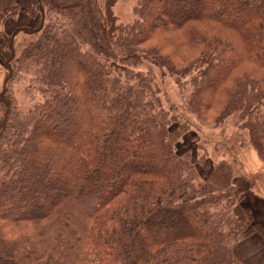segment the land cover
<instances>
[{
  "label": "trees",
  "instance_id": "trees-1",
  "mask_svg": "<svg viewBox=\"0 0 264 264\" xmlns=\"http://www.w3.org/2000/svg\"><path fill=\"white\" fill-rule=\"evenodd\" d=\"M114 2L33 0L12 34L31 37L11 74L30 103L0 90V264H243L234 243L264 225L186 143L190 117L235 113L264 162V0H137L125 25ZM18 10L0 0V24Z\"/></svg>",
  "mask_w": 264,
  "mask_h": 264
},
{
  "label": "rangeland",
  "instance_id": "rangeland-1",
  "mask_svg": "<svg viewBox=\"0 0 264 264\" xmlns=\"http://www.w3.org/2000/svg\"><path fill=\"white\" fill-rule=\"evenodd\" d=\"M17 3L18 13L6 17L0 24V58L11 38L14 52L10 68L0 63V90H4L3 80L8 77L5 87L11 89L16 103L24 108L30 103V98L24 92V83L15 78V75L11 78V74L15 70V59L20 49L31 37L22 31L14 36L12 34L15 29L34 28L40 21V13L29 15L28 10L34 7L33 0H17ZM136 3L137 0H115L112 11L117 16L118 23L125 25L134 20ZM155 71L162 106L167 108L170 103L181 102L174 80L168 73L162 76L158 69ZM208 116L205 119L190 117L196 125L197 138L186 143V146L193 152L192 161L198 174L205 178L217 163L230 164L233 168V184L237 192L244 196L242 204L248 205L252 209L254 220L264 225V162L251 145L248 133L237 114L228 115L220 124L214 122L213 113ZM232 252L238 261L242 259L243 264H264V240L257 233L235 242Z\"/></svg>",
  "mask_w": 264,
  "mask_h": 264
},
{
  "label": "water",
  "instance_id": "water-1",
  "mask_svg": "<svg viewBox=\"0 0 264 264\" xmlns=\"http://www.w3.org/2000/svg\"><path fill=\"white\" fill-rule=\"evenodd\" d=\"M7 79H8V77H5L4 80H3V89H4V87H5V84H6V82H7Z\"/></svg>",
  "mask_w": 264,
  "mask_h": 264
},
{
  "label": "crops",
  "instance_id": "crops-1",
  "mask_svg": "<svg viewBox=\"0 0 264 264\" xmlns=\"http://www.w3.org/2000/svg\"><path fill=\"white\" fill-rule=\"evenodd\" d=\"M241 260H242V259H239L240 262H242ZM242 263H243V262H242ZM245 264H248V263H245Z\"/></svg>",
  "mask_w": 264,
  "mask_h": 264
}]
</instances>
